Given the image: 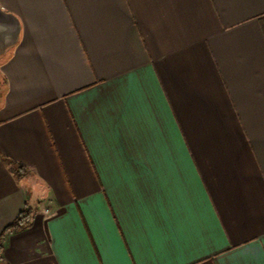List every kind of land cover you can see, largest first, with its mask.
Returning <instances> with one entry per match:
<instances>
[{
  "label": "crops",
  "instance_id": "1",
  "mask_svg": "<svg viewBox=\"0 0 264 264\" xmlns=\"http://www.w3.org/2000/svg\"><path fill=\"white\" fill-rule=\"evenodd\" d=\"M0 9V264H264V0Z\"/></svg>",
  "mask_w": 264,
  "mask_h": 264
},
{
  "label": "trees",
  "instance_id": "2",
  "mask_svg": "<svg viewBox=\"0 0 264 264\" xmlns=\"http://www.w3.org/2000/svg\"><path fill=\"white\" fill-rule=\"evenodd\" d=\"M5 163L9 166L10 171L19 179L24 178L29 174L28 170L22 164H19L13 160L5 158ZM37 214V209L32 207H27V209L15 220V222L6 230L5 235L10 232H21L32 227L35 216ZM3 235L0 238V257H2V242L5 237Z\"/></svg>",
  "mask_w": 264,
  "mask_h": 264
},
{
  "label": "water",
  "instance_id": "3",
  "mask_svg": "<svg viewBox=\"0 0 264 264\" xmlns=\"http://www.w3.org/2000/svg\"><path fill=\"white\" fill-rule=\"evenodd\" d=\"M21 25L12 14L0 9V60L4 59L20 39Z\"/></svg>",
  "mask_w": 264,
  "mask_h": 264
},
{
  "label": "rangeland",
  "instance_id": "4",
  "mask_svg": "<svg viewBox=\"0 0 264 264\" xmlns=\"http://www.w3.org/2000/svg\"><path fill=\"white\" fill-rule=\"evenodd\" d=\"M3 89H4V88H3V83H2L1 80H0V94H2V93L4 92Z\"/></svg>",
  "mask_w": 264,
  "mask_h": 264
}]
</instances>
